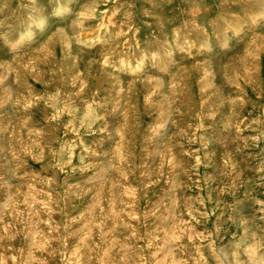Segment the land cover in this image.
Listing matches in <instances>:
<instances>
[{"label":"rangeland","instance_id":"374dc122","mask_svg":"<svg viewBox=\"0 0 264 264\" xmlns=\"http://www.w3.org/2000/svg\"><path fill=\"white\" fill-rule=\"evenodd\" d=\"M0 264H264V0H0Z\"/></svg>","mask_w":264,"mask_h":264}]
</instances>
